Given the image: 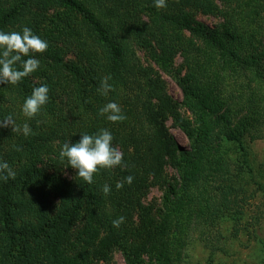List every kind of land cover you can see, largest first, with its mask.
Listing matches in <instances>:
<instances>
[{
	"label": "trees",
	"instance_id": "obj_1",
	"mask_svg": "<svg viewBox=\"0 0 264 264\" xmlns=\"http://www.w3.org/2000/svg\"><path fill=\"white\" fill-rule=\"evenodd\" d=\"M167 5L0 0V31L28 27L48 42L47 51L35 55L36 72L17 85L0 84V119L11 115L35 133L0 128V160L16 172L15 180H0V264H92L116 251L126 264L145 258L183 264L192 229L236 214L241 223L246 197L237 204L225 190L232 174L226 146L235 145L248 166L245 143L264 138V0ZM199 14L218 23L207 25ZM138 50L157 70L140 62ZM161 73L174 80L180 101L167 93ZM105 78L113 91L102 95ZM44 84L49 102L28 120L23 103ZM109 102L121 107L125 120L111 123L98 114ZM168 120L191 140L187 148L169 132ZM102 129L111 132L124 166L101 170L89 185L59 153L64 143ZM168 168L177 176L168 178ZM127 176L131 185L117 190ZM104 184L111 186L107 197ZM219 185L223 196H217ZM154 186L162 191L158 209L143 202ZM120 216L124 224L113 228Z\"/></svg>",
	"mask_w": 264,
	"mask_h": 264
},
{
	"label": "rangeland",
	"instance_id": "obj_2",
	"mask_svg": "<svg viewBox=\"0 0 264 264\" xmlns=\"http://www.w3.org/2000/svg\"><path fill=\"white\" fill-rule=\"evenodd\" d=\"M196 19L207 24L215 25L217 19L213 17L197 15ZM137 56L143 65H151L157 70L154 63L138 50ZM176 68L181 66V59L177 57L174 62ZM167 93L174 99L180 101L182 94L172 78L161 73ZM181 114L191 120V114L181 108ZM169 132L182 147H188L191 143L182 131L173 125L171 120L166 122ZM248 153V166L238 158V148L235 145H228L227 153L231 157L232 174L229 180H224L225 190L230 198L244 200V214L241 223L238 225V214L235 218L228 216L219 220L215 227L205 229L203 225L192 229L188 243L183 251V264H264V138L254 142L245 143ZM240 166L243 171H239ZM168 178L176 177L172 169H167ZM263 186L260 190L259 185ZM217 196L223 193L217 186ZM231 187V188H230ZM238 187H243L239 193ZM162 191L154 186L149 188L143 202L152 205L155 209L160 207ZM218 199V198H217ZM242 203V202H241ZM238 209V206H237ZM206 231H205V230ZM238 229L241 231L238 234ZM208 230V231H207ZM205 231V236L201 235ZM253 231V232H251ZM256 237L254 238L253 236ZM92 264H126L122 254L114 252L107 261L94 262ZM143 264H150L144 259Z\"/></svg>",
	"mask_w": 264,
	"mask_h": 264
},
{
	"label": "clouds",
	"instance_id": "obj_3",
	"mask_svg": "<svg viewBox=\"0 0 264 264\" xmlns=\"http://www.w3.org/2000/svg\"><path fill=\"white\" fill-rule=\"evenodd\" d=\"M167 6V0H154V7L157 9H164ZM47 49L48 42L35 35L28 27H24L22 31H0V84L17 85L36 72L40 62L35 55L43 54ZM25 57L28 58L24 59ZM109 79L105 78L101 81L99 91L102 95L113 91ZM48 102V86L44 84L34 87L31 95L23 103V116L28 120L34 119ZM98 114L106 116L111 123L126 119L121 107L115 102L107 103ZM9 127L12 132L22 133L25 137L35 135L28 123L17 125L11 115L0 119V128ZM59 155L62 160H67L68 167L76 171V176L89 185L95 182L94 177L101 170H114L124 166L123 153L113 145V136L107 129H102L93 135L82 134L77 143H64ZM9 179L15 180L16 172L7 161L0 160V180ZM133 179L132 176L125 177L124 180L116 183V189H122L125 183L131 185ZM102 192L107 197L111 193V186L104 184ZM124 222L125 217L120 216L112 221V227L118 229Z\"/></svg>",
	"mask_w": 264,
	"mask_h": 264
}]
</instances>
